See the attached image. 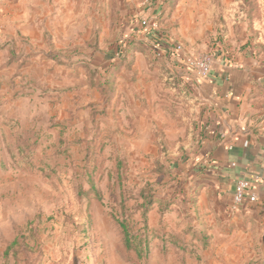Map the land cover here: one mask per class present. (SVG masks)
Instances as JSON below:
<instances>
[{
  "label": "rangeland",
  "instance_id": "rangeland-1",
  "mask_svg": "<svg viewBox=\"0 0 264 264\" xmlns=\"http://www.w3.org/2000/svg\"><path fill=\"white\" fill-rule=\"evenodd\" d=\"M177 1L0 0V264H264L262 241L213 262L204 231L190 238L179 164L195 116L170 105L185 92L167 69L146 93L131 54L171 32L264 47V0Z\"/></svg>",
  "mask_w": 264,
  "mask_h": 264
},
{
  "label": "crops",
  "instance_id": "crops-1",
  "mask_svg": "<svg viewBox=\"0 0 264 264\" xmlns=\"http://www.w3.org/2000/svg\"><path fill=\"white\" fill-rule=\"evenodd\" d=\"M184 4L185 0L177 1L178 8ZM171 33L156 38L161 44L157 47L166 54L155 61V46L150 43L140 42L142 46L132 49L140 69L136 82H141L152 96L154 80L158 84L161 80L156 75L147 78V73L161 68L174 74L173 83L183 85L185 93L175 88L169 98L172 106L180 100L187 103L196 121L186 130L192 131L185 143L189 153L179 164L180 178L185 180L179 195L192 222L190 238L197 242L194 232L199 227L204 231L203 238L208 239L203 252L206 258L213 262L238 261L242 245L251 239L260 242L264 234V47L251 36L232 32L212 46L204 36L201 44L194 46V37ZM177 44L183 50L175 55L171 50ZM199 51L214 53V64L206 77L197 76L187 65ZM240 179L253 182L257 201H245L233 209Z\"/></svg>",
  "mask_w": 264,
  "mask_h": 264
},
{
  "label": "built area",
  "instance_id": "built-area-1",
  "mask_svg": "<svg viewBox=\"0 0 264 264\" xmlns=\"http://www.w3.org/2000/svg\"><path fill=\"white\" fill-rule=\"evenodd\" d=\"M142 25L147 26L148 21L142 20ZM183 50L181 44H177L172 48L171 53L177 55ZM155 56L158 58L164 57L166 52L160 47H154ZM214 64V53L210 51H199L196 56L187 61V65L195 71V74L199 77H206L210 74ZM254 184L251 180L240 179L237 181L235 191L233 195L232 208L236 209L242 205L245 201L249 203H255L257 201V194L254 191Z\"/></svg>",
  "mask_w": 264,
  "mask_h": 264
},
{
  "label": "trees",
  "instance_id": "trees-1",
  "mask_svg": "<svg viewBox=\"0 0 264 264\" xmlns=\"http://www.w3.org/2000/svg\"><path fill=\"white\" fill-rule=\"evenodd\" d=\"M120 227L122 229V234L124 236V244L128 249H134L137 253L138 258H141L143 255V240L138 239L137 235L132 234V227L128 220L119 221ZM174 239V240H173ZM173 241H177L175 238H172ZM145 241V240H144Z\"/></svg>",
  "mask_w": 264,
  "mask_h": 264
},
{
  "label": "water",
  "instance_id": "water-1",
  "mask_svg": "<svg viewBox=\"0 0 264 264\" xmlns=\"http://www.w3.org/2000/svg\"><path fill=\"white\" fill-rule=\"evenodd\" d=\"M262 244H263V248H264V234H263V237H262ZM79 262H78V260L76 259L75 260V264H78Z\"/></svg>",
  "mask_w": 264,
  "mask_h": 264
}]
</instances>
